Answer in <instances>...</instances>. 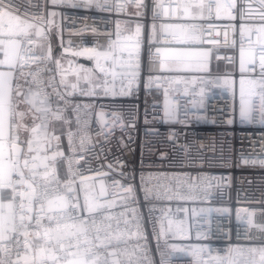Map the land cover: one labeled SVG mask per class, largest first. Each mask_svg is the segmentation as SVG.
<instances>
[{"label":"built area","instance_id":"obj_1","mask_svg":"<svg viewBox=\"0 0 264 264\" xmlns=\"http://www.w3.org/2000/svg\"><path fill=\"white\" fill-rule=\"evenodd\" d=\"M23 3V0H20ZM123 2V0H119ZM187 0H145L147 9L141 8V15L134 5H127L123 10L117 11L115 4L117 0H108L112 10H102L96 3L88 5L84 0H57L53 5L52 0H33L35 7H29V12L38 11L51 20V24H42L44 32L41 36L33 35V43L21 42V59L25 61L24 77H19V65L13 69L12 88L13 99L15 89L19 83L22 92L28 91L25 78L31 80L28 73L33 70L45 67L52 69L51 72H41L42 79L47 80L55 75L58 90L62 93L71 91L60 84V71L52 62L32 59L46 56L51 48L52 57L58 60L64 70V80L69 84L77 83L78 77L75 74L83 66L91 69L90 76L92 83H99L103 80V74L96 68V61L84 53L85 49H95L98 52L108 51L109 36L116 39L117 23L123 37L134 34L137 24L143 26L141 37V65L143 80L138 90H134L131 96H104L101 89H97L98 95H81V90L91 87L88 80L84 79L86 73L79 71L77 91L67 96L71 103L65 108L63 102L57 104L54 95L49 97L48 107L52 110L49 113L48 127L32 132L33 118L40 113L36 108H43L41 104L43 93L34 99L35 108L28 104H20L19 109L29 112L24 121L26 127L17 129L10 120V134L7 139L9 146H12V137H18L15 143L21 145L20 168L25 180L29 184L28 190L43 192L45 186L48 188V197L44 203V214L41 224L45 228H56L59 220L60 226L71 225L69 217L80 216L82 218H94L98 226H111L110 234L121 236L117 243L113 240L107 248H98L99 261L103 264L107 259L109 264L112 261H121L126 264L128 256L123 255L125 250L128 253L134 251L138 239L136 236V221L132 219V208L136 209V216L140 218L142 225L141 232L147 237L146 241H139L146 245L144 251H135L131 258L136 256H147L146 264H208L212 258L225 256L232 245L245 247L264 245V232L257 227L250 225L246 214L253 213L254 225L264 223V167L259 163H244V159L258 160L264 158L259 155V140L264 135V127L258 125H242L238 118L239 88L241 78H258L259 75V54H256V65H247L249 69L241 74L238 67V56L241 44L245 49L249 48V33H245L243 40L240 35V24L244 23L253 28L250 34L252 45L256 48L257 33L255 29L261 24L259 20L257 0H235L236 8L232 9V15L237 19H217L213 14L209 19H191L183 15V9L177 5ZM227 2V0H222ZM103 3V0H100ZM154 5H162V7ZM251 6V18L240 20V10L247 14ZM157 13L153 20L152 13ZM55 12L54 16L48 13ZM4 15V14H3ZM167 22H178L179 24H198L203 26V34L200 41L187 45H202L211 49V57L215 62L224 65L221 70L213 71L208 66L204 72H167L160 70V56L156 55V48L165 45H175L170 42L171 37L161 29L162 24ZM156 24V34L151 36V25ZM211 24L213 27L208 28ZM232 25H235L233 30ZM87 30H83V29ZM95 29V31H93ZM83 30V31H82ZM227 33V43H225ZM149 38H151V62H149ZM218 40L219 44H211L208 41ZM39 43L44 44V50L38 47ZM31 49V52L25 50ZM115 57H125L127 53L116 51ZM107 68L112 67L109 60ZM119 71V68H117ZM161 76H181L189 81L193 77H205L214 83L206 87H196L199 93L200 87H205L203 97L192 93L193 85L171 84L164 80L159 84L153 83L150 88H145L144 81L147 74ZM111 79V77H109ZM168 89L167 96L165 89ZM187 88V91H186ZM119 83H117V90ZM38 89L33 86L32 92ZM45 92L52 94L53 88L47 87ZM197 101L194 106L193 100ZM173 108L175 115L172 119L165 116V103ZM202 100V104L199 103ZM259 104L258 98L255 100ZM80 105V123L77 124V111L75 106ZM84 105H91L84 108ZM57 107L63 109L61 116L71 121L65 124L63 119H55L52 112ZM200 112L198 117L194 113ZM103 113V120L100 118ZM120 116V122L113 126V115ZM232 120V123L228 121ZM87 121V125H85ZM16 122H19L18 120ZM40 120H35L39 125ZM105 123L109 127H105ZM46 133V135H45ZM71 136V146L69 140ZM107 135V138L105 136ZM58 137L59 139H55ZM33 141V151H28L26 140ZM83 140V145L81 141ZM255 141V144H253ZM62 153L55 158L50 153ZM243 152V158L241 153ZM47 156L48 159L44 157ZM28 160V167L24 166ZM113 167L109 169L108 165ZM125 173L121 177L120 173ZM35 174V175H34ZM151 176L149 188L163 185L160 188V198L150 194L149 200L144 199V192L137 191L138 203H125L122 197L125 195L120 187H113V180L127 187L133 185L138 189L141 183L140 177ZM135 179H132V177ZM14 177V174H13ZM11 177V178H13ZM175 177H179L183 184L178 186ZM58 181V182H57ZM71 184V191L66 185ZM210 185L208 191L211 193L208 199H204V188ZM31 186V187H30ZM11 190L10 204L12 211L16 214V223L19 224L20 204L25 200L23 185L9 187ZM13 188L15 191H13ZM170 189L165 195V190ZM103 191V195L101 192ZM179 192L183 199L177 198ZM168 196L172 198L169 199ZM63 197L67 205L61 214V201ZM85 198L90 202L101 205L95 212L89 214L83 210ZM52 201L51 207L48 201ZM79 204L81 207L75 211L71 205ZM213 211L208 213V209ZM31 220L26 219L29 235H23L24 230L10 233V239L0 241L5 247L11 250V260H19L20 264H33L41 258L40 247L43 240L36 237V217L40 212L41 204L33 200ZM201 209L204 212H201ZM4 212V210H3ZM241 219L237 220V213ZM123 213V215H121ZM49 217H52L49 220ZM163 220L164 228L169 229L159 240L153 232L160 231V221ZM128 221V223H126ZM43 235V228L39 229ZM239 233V235H238ZM206 234V237H205ZM54 235V233H53ZM95 235L90 233L91 239ZM101 238L104 233H100ZM200 235L202 238L197 239ZM27 239V248L24 241ZM17 240L20 242L17 245ZM99 245V241H96ZM175 246V247H172ZM203 247L204 252L197 255L194 249ZM49 252H53L48 246ZM61 255L59 251L53 252ZM3 255V253H0ZM46 255V254H45ZM45 264H52L51 260H45ZM214 264V262H213Z\"/></svg>","mask_w":264,"mask_h":264},{"label":"snow or ice","instance_id":"obj_2","mask_svg":"<svg viewBox=\"0 0 264 264\" xmlns=\"http://www.w3.org/2000/svg\"><path fill=\"white\" fill-rule=\"evenodd\" d=\"M63 2V0H60ZM96 3L97 7H100L102 10H112L108 4V0H103V3H100V0H84L85 4ZM53 5L57 3V0H52ZM127 5H134L138 10L135 15H141L139 9L144 8L147 9L148 5L145 3V0H123V2H119L115 4V8L117 11L123 10ZM258 5V13L259 20L261 24L258 28L255 29L257 33V44L259 47L256 48L252 45L250 34L253 32V28L244 23L240 24V35L241 39L245 33H249V48L245 50L243 47V43L240 48V72L241 74L245 73L249 69L246 65H252L253 69L256 65V54H259V75L258 78H250L240 80V88H239V107H238V118L242 125H258L260 127H264V0H257ZM35 7L33 4V0H23V3L20 0H0V52L4 53V60H0V64H7L9 68H16L19 65V77H24V67L25 61L21 59V42L26 41L27 43H33V35L41 36L44 32V29L40 27L42 24H51L52 21L46 19V16L40 14L38 11L29 12V7ZM162 5H154V7ZM178 8L183 9V15L189 17L193 20L195 19H209L211 20L213 14L217 19H227L230 21H234L237 19L236 16L232 15L231 10L235 9L236 3L235 0H227V2H222V0H187V2L183 4L177 5ZM6 13L7 15H3ZM48 15L54 16L55 12L48 13ZM157 13L153 11L152 16L153 20H155ZM239 18L241 21L245 19L251 18V6H249L247 14L244 10H240ZM161 29L166 32L170 37L172 43L176 45H187L190 43H195L200 41V36L203 34V26L195 23L192 24H162ZM213 26L211 24L208 25V28L211 29ZM233 30H235V25H232ZM143 26L140 24L136 25L135 32L132 35L122 38V34L120 31L119 23H117V31H116V39L112 40L111 36H109V46L108 51L98 52L95 49H85L84 53H75L76 55H83L85 53L89 54L90 59H94L96 61V68L99 70L101 74H103V80L99 83H92L90 74L92 72L91 69H85L83 66L80 67L79 71H83L86 73L84 79L88 80L91 84L87 90H81V95L87 96H95L98 95L97 89H101L104 96L112 95V96H131L134 90H138L140 84L143 80V72L141 65V37L143 35ZM151 36H155L156 34V24L153 23L151 25ZM83 30H87L86 28ZM82 30V31H83ZM95 31V29H93ZM225 43H227V33H225ZM211 44H219L218 40L208 41ZM151 48L152 42L151 38H149V62H151ZM26 52H31V49L25 50ZM119 51L120 53H127L126 58L115 57L113 53ZM156 55L160 56V70L167 72H204L208 68V64L211 59V49H200V50H190L184 47H174V48H156ZM34 60H39L41 62L49 61L56 65V69L60 71L61 80L60 84L63 85L66 89L71 88L70 92L62 93L58 90V85L55 81V75L50 76L47 80L42 79L41 72L53 71L50 68H43L30 71L28 76L31 77V80L25 78V84L28 85V91L22 92L21 85L17 83L15 89V96L17 99L14 101L13 99V88L11 84L12 72L9 71L7 73L0 72V189L5 187H12V181L10 179L13 171H16L18 174L22 176L19 170V160L17 158H10L9 165H5L3 163V151H4V141H5V126L11 120L14 123V126L19 129L21 127H26L24 121L29 115L28 111L20 110V104H28L31 105L32 108H35L34 99L36 96H39L43 93V100H41V104L45 105L43 108H36V111L40 113L39 116L33 118V127L32 132L36 133L39 129H46L48 127V119L49 113L52 111L47 105L49 103V97L54 95L57 98V104L63 102L65 108L71 103L67 99V96L73 95L78 89V81H79V71L75 74L78 77L77 83L69 84L66 80H64V70L60 65L58 60H54L51 53V48L48 49V54L46 56L36 57L34 54L31 57ZM112 61V67L109 69L101 63V61ZM119 68V71H117ZM111 77V79H109ZM161 80H164L169 85L171 84H189L193 85L192 93L194 95H199L201 97L205 94V87L208 84L214 83L205 77H193L191 81L181 76H170L167 78L161 76H153L152 74H147V80L144 81L145 88H150V86L155 82L159 84ZM117 83H119V89L117 90ZM204 85L205 87H200L199 93H196V87ZM35 86L38 91L36 93L32 92V87ZM51 87L54 92L52 94L44 91L45 88ZM187 91V88H186ZM168 89H165V94L167 96ZM258 98L259 104L257 105L255 100ZM202 104V100L199 102ZM194 106L197 104V101L193 100ZM84 108H89L91 105H84ZM75 110L77 111V124L80 123V105L75 106ZM63 109L57 107L55 112H52V115L55 119H63L65 124H70L71 121L67 118L61 116ZM198 117L201 115L199 111L194 113ZM100 118L103 120V113H100ZM175 115L173 108L169 105L166 100L165 103V116L169 119H172ZM40 120L41 123L39 125L35 124V120ZM120 116L114 114L113 115V126L120 122ZM19 122H16V121ZM232 123V120L228 121ZM85 125H87V121H85ZM105 127H109L105 123ZM46 135V133H45ZM108 134H105L107 138ZM71 136L69 133V140L71 146ZM55 139H59L58 137H54ZM18 137H12V149L16 156L18 157L20 153V149L16 148L15 141ZM28 146V151H33V141L28 139L25 141ZM260 152L259 155H264V135L261 136L260 140ZM83 145V140L81 141ZM255 144V141H253ZM55 155H62V153H54ZM243 158V152L241 153ZM48 159L47 156L44 157ZM244 163H259L261 167H264V158L254 159L249 161L248 159H244ZM24 166L28 167V160L26 159L24 162ZM109 169H112V165H108ZM35 175V174H34ZM121 177L125 176V173H120ZM132 179H135L133 176ZM178 182V186L183 184V181L179 177H175ZM152 177L149 176L145 178L143 175L140 177V185L139 188L136 189L133 185H128L124 187L119 184V181L113 180V187H120L125 194L122 199L125 203L131 202L133 204L138 203L137 191L144 192V199L147 201L150 198V194H154L157 199L160 198L159 189L164 187L163 185H157L153 188H149L148 184H150ZM23 182V180H21ZM58 182V181H57ZM31 187V186H30ZM68 191H71V184L66 185ZM210 185L204 188V199H208L211 193L208 191ZM13 191L15 189L13 188ZM170 189L165 190V195ZM103 191L101 195H103ZM3 194L0 193V199H2ZM48 197V188L45 186L43 192H36L33 190L27 197L28 203H21L20 208V216H19V224L16 223L15 213L12 211V205L9 204V213L7 216L3 213V204H0V241H4L6 239H10V233L17 232L20 229H23V235L27 237L29 235L27 231L28 225L25 223L26 219V210L27 212H31L33 200L40 202L41 209L37 214L35 223L37 227V231L34 233L36 237H39L43 240V245L40 247L41 258L39 261H33V264H45V260H51L52 264H97L99 261V253L98 248L103 246L107 248L112 244L113 240L117 243L121 241V236H113L110 234L111 226L108 225L106 227H101L97 225V222L94 218H82L80 216H72L69 217L72 220V224L65 225L64 229L61 228L59 220L57 221L56 228H45L41 224V218L44 214V201ZM177 198H185L180 195L179 192L176 193ZM171 199V196H168ZM61 201V214L63 215V208L67 205V201H64L63 197L59 198ZM52 201H48L49 207L52 205ZM79 204L71 205L73 211L77 208H80ZM101 205L95 202H90L88 198H85V202L83 205V210H86L89 214L95 212ZM208 213H211L213 209L209 208ZM131 212L133 213L132 219L136 221V236L138 239L137 245L134 246V251L132 253H128L127 250L123 253L129 257L126 264H146L147 256H136L133 260L131 257L135 255V251H144L146 248L145 244L140 243L139 241H146L147 237L141 232V222L140 218L136 216V209L132 208ZM203 213L204 210L201 209ZM262 214H264V210H262ZM123 215V213L121 214ZM253 213L249 212L246 214V219L248 223L254 227H257L259 231L264 232V223L260 225H254L252 220ZM27 219L31 220V217H27ZM52 217H49L51 220ZM241 219L240 213H237V220ZM128 223V221H126ZM43 228V235L39 229ZM169 229L164 228L163 220L160 221V231H155V224L153 226V232L156 235V239L159 246V240L162 235H165ZM94 232L95 235L90 239V233ZM104 233V237L101 238L100 233ZM54 233V235H53ZM239 235V233H238ZM206 237V234H205ZM200 235L197 236V239H201ZM99 241V245L96 243ZM19 241L17 240V245H19ZM24 245L27 248L28 241L25 239ZM48 246H51L53 252L59 251L61 255H55L53 252H49ZM175 247V246H172ZM204 252L203 247H197L194 249V253L199 255ZM0 264H20L19 260L12 261L11 260V250L8 247L0 244ZM46 254V255H45ZM264 264V245L261 246H251L245 247L242 245H232L228 248L225 256H217L212 258L208 264ZM25 264H28L27 259L25 260ZM103 264H109L107 259L104 260ZM111 264H121V261L114 260ZM161 264H164L163 260ZM200 264H204V262H200Z\"/></svg>","mask_w":264,"mask_h":264},{"label":"crops","instance_id":"obj_3","mask_svg":"<svg viewBox=\"0 0 264 264\" xmlns=\"http://www.w3.org/2000/svg\"><path fill=\"white\" fill-rule=\"evenodd\" d=\"M4 15H7V14L4 13ZM166 24H179V23L178 22H173V23L167 22ZM38 47L41 50L45 49L43 43H39ZM174 47H184V48H188V49L193 50V51L200 50V49H210L209 47L202 46V45H176V44L175 45H165V46H162L161 48L163 49V48H174ZM245 50H247V49H245ZM0 60H4V53L3 52H0ZM208 66L213 71L221 70L224 67V65L222 63L213 61L212 57L210 59ZM238 67L240 69V50H239V56H238ZM13 69L14 68H9V66L7 64H0V72L7 73V72L11 71L12 75H13ZM11 80H12V78H11ZM9 134H10V121L5 126V132H4L5 141H4V151H3V163L6 166L9 165L10 158H13L12 146H9L7 143V139L9 137ZM11 177H13V172L11 174ZM11 177H10V179H11L14 186L23 185L19 181L15 180V176L13 178H11ZM0 193L3 194L2 199H0V204L4 205V207H3L4 212L3 213L5 216H7L9 213L8 205L10 204L11 190L9 187H5V188L0 189Z\"/></svg>","mask_w":264,"mask_h":264},{"label":"water","instance_id":"obj_4","mask_svg":"<svg viewBox=\"0 0 264 264\" xmlns=\"http://www.w3.org/2000/svg\"><path fill=\"white\" fill-rule=\"evenodd\" d=\"M16 144V148L20 149V153L18 155V157L16 156V154L14 153L13 149H12V153H13V158H17L18 160H20V154H21V145L20 144ZM50 157L51 158H55L56 155L54 156V152L50 153ZM19 170H20V173H22V176L20 174H18L16 171H13V174L15 176V180L19 181L21 184L24 185V188H25V191H24V199L27 200V197L28 195L32 192V190H28L29 188V184L28 182L25 180L24 176H23V172L21 171V168H20V163H19ZM21 180H23V182H21ZM27 212V210H26ZM27 216L28 217H31V212H27Z\"/></svg>","mask_w":264,"mask_h":264},{"label":"rangeland","instance_id":"obj_5","mask_svg":"<svg viewBox=\"0 0 264 264\" xmlns=\"http://www.w3.org/2000/svg\"><path fill=\"white\" fill-rule=\"evenodd\" d=\"M101 63L104 64L105 67H108V63H106L105 61H101Z\"/></svg>","mask_w":264,"mask_h":264}]
</instances>
